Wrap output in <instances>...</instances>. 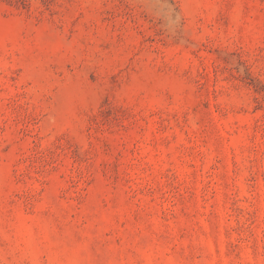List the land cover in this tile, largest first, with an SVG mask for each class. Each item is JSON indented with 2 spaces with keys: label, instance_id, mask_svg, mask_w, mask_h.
<instances>
[{
  "label": "rangeland",
  "instance_id": "obj_1",
  "mask_svg": "<svg viewBox=\"0 0 264 264\" xmlns=\"http://www.w3.org/2000/svg\"><path fill=\"white\" fill-rule=\"evenodd\" d=\"M0 264H264V0H0Z\"/></svg>",
  "mask_w": 264,
  "mask_h": 264
}]
</instances>
